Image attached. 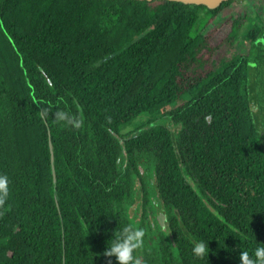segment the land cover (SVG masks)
<instances>
[{
	"label": "trees",
	"instance_id": "obj_1",
	"mask_svg": "<svg viewBox=\"0 0 264 264\" xmlns=\"http://www.w3.org/2000/svg\"><path fill=\"white\" fill-rule=\"evenodd\" d=\"M234 1L0 0V264H118L104 250L125 224L150 236L140 264L255 259L264 25L235 17L227 39L247 52L202 69L213 49L203 25ZM200 240L208 258L193 252Z\"/></svg>",
	"mask_w": 264,
	"mask_h": 264
},
{
	"label": "rangeland",
	"instance_id": "obj_2",
	"mask_svg": "<svg viewBox=\"0 0 264 264\" xmlns=\"http://www.w3.org/2000/svg\"><path fill=\"white\" fill-rule=\"evenodd\" d=\"M249 13L251 16L255 17V21L259 25H264V0H235L232 4L224 7L215 17H212L210 21L205 25H203V31L207 36L210 38V44L213 49L204 51L203 58H204V65L202 69L214 67L215 65H219L224 60L231 59L235 53H246L249 43L245 42L242 44L240 40H229L228 32L230 31L233 19L235 17L241 16V14ZM201 69V70H202ZM258 110V107H257ZM177 129V128H175ZM140 163L143 167L144 164L148 165L149 163L141 159ZM149 168L146 167L142 174L146 175L149 173ZM137 176V175H136ZM140 179L138 176L136 177V189L139 186ZM130 210H132L133 214L137 215L136 222L137 225L140 226V217L137 214V210L143 209V205L141 203L135 202V204H130ZM128 210V209H127ZM148 211H150L148 209ZM158 215V214H157ZM164 227L167 223V217L164 221ZM153 224V222H152ZM155 228V226H154ZM145 234L143 237L144 244L146 240L150 237L148 233H146V227L144 226ZM156 231V229H154ZM158 238V234L155 232L152 235V239ZM143 244V245H144ZM141 254L139 255L140 261L145 262V256L147 260H149L152 255L146 254L142 251H139ZM152 262V261H150ZM151 264H158L156 262H152ZM241 264V263H240Z\"/></svg>",
	"mask_w": 264,
	"mask_h": 264
},
{
	"label": "clouds",
	"instance_id": "obj_3",
	"mask_svg": "<svg viewBox=\"0 0 264 264\" xmlns=\"http://www.w3.org/2000/svg\"><path fill=\"white\" fill-rule=\"evenodd\" d=\"M58 121H65L67 124L76 128L81 127L82 120L65 111H58L55 114ZM9 195V179L7 175L0 174V204H2ZM145 230L142 227H133L125 224L121 227L104 250V254L108 257L115 256L118 264H140L139 260L134 256L137 249L143 247ZM113 236V234H112ZM111 236V237H112ZM193 252L197 257L203 258L210 252L209 241L200 240L195 243ZM250 257L248 251L239 252L241 264H264V245H258Z\"/></svg>",
	"mask_w": 264,
	"mask_h": 264
},
{
	"label": "water",
	"instance_id": "obj_4",
	"mask_svg": "<svg viewBox=\"0 0 264 264\" xmlns=\"http://www.w3.org/2000/svg\"><path fill=\"white\" fill-rule=\"evenodd\" d=\"M174 1H181V2H184L186 4H204V5L208 6L209 8H217L224 1H227V0H174ZM261 40L264 41V33L261 37ZM49 140H50V150H51V159H52V173H53V180H54L55 191H56L57 174H56V170H55L54 144L51 140V137ZM55 196H56L57 204L59 205L57 195L55 194ZM165 219H166V215L164 213L159 214L158 220L162 225H164Z\"/></svg>",
	"mask_w": 264,
	"mask_h": 264
}]
</instances>
